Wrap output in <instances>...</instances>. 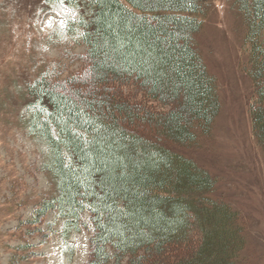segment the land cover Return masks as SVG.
Returning <instances> with one entry per match:
<instances>
[{
	"label": "trees",
	"instance_id": "16d2710c",
	"mask_svg": "<svg viewBox=\"0 0 264 264\" xmlns=\"http://www.w3.org/2000/svg\"><path fill=\"white\" fill-rule=\"evenodd\" d=\"M80 11L68 27L90 69L30 85L29 128L58 194L44 202L76 234L96 225L89 264H250L249 228L217 194L221 179L188 151L214 136L221 83L200 36L215 0H47ZM249 25L264 151V0H237Z\"/></svg>",
	"mask_w": 264,
	"mask_h": 264
},
{
	"label": "rangeland",
	"instance_id": "374dc122",
	"mask_svg": "<svg viewBox=\"0 0 264 264\" xmlns=\"http://www.w3.org/2000/svg\"><path fill=\"white\" fill-rule=\"evenodd\" d=\"M79 17L80 11L47 0H0V264H89L92 258L91 213L90 226L72 240L74 259L59 213L38 219L58 189L44 169L46 148L29 128L32 83L53 67L63 81L90 69L87 47L68 29ZM206 22L201 46L220 79L224 110L214 136L188 153L221 179L217 195L243 213L247 263L264 264V151L253 117L250 29L237 0H215Z\"/></svg>",
	"mask_w": 264,
	"mask_h": 264
}]
</instances>
